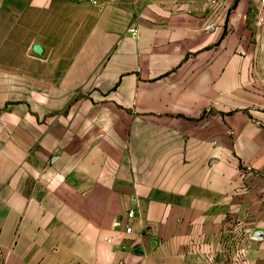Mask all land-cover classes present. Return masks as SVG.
Segmentation results:
<instances>
[{"label": "crops", "instance_id": "obj_1", "mask_svg": "<svg viewBox=\"0 0 264 264\" xmlns=\"http://www.w3.org/2000/svg\"><path fill=\"white\" fill-rule=\"evenodd\" d=\"M0 264H264V0H0Z\"/></svg>", "mask_w": 264, "mask_h": 264}, {"label": "built area", "instance_id": "obj_2", "mask_svg": "<svg viewBox=\"0 0 264 264\" xmlns=\"http://www.w3.org/2000/svg\"><path fill=\"white\" fill-rule=\"evenodd\" d=\"M88 1L89 2H95L96 0H88ZM207 1L212 2V3H217L219 0H207ZM130 31L133 33L137 32L136 28H131ZM126 215H127L128 219H133L135 217V212H134V210L130 209ZM113 227L116 229L122 228L126 234H131L134 231L133 226L131 224L124 223L121 219L115 220L113 222ZM106 242L113 244L114 240H113V238H107ZM122 248L124 249L125 245H123Z\"/></svg>", "mask_w": 264, "mask_h": 264}, {"label": "rangeland", "instance_id": "obj_3", "mask_svg": "<svg viewBox=\"0 0 264 264\" xmlns=\"http://www.w3.org/2000/svg\"><path fill=\"white\" fill-rule=\"evenodd\" d=\"M252 233H246L242 235V241L246 242L248 239H251ZM248 238V239H247Z\"/></svg>", "mask_w": 264, "mask_h": 264}, {"label": "water", "instance_id": "obj_4", "mask_svg": "<svg viewBox=\"0 0 264 264\" xmlns=\"http://www.w3.org/2000/svg\"><path fill=\"white\" fill-rule=\"evenodd\" d=\"M257 234H260V232H257Z\"/></svg>", "mask_w": 264, "mask_h": 264}]
</instances>
